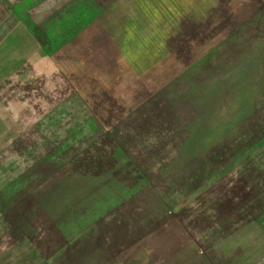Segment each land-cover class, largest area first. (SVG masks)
I'll use <instances>...</instances> for the list:
<instances>
[{"label": "rangeland", "instance_id": "obj_1", "mask_svg": "<svg viewBox=\"0 0 264 264\" xmlns=\"http://www.w3.org/2000/svg\"><path fill=\"white\" fill-rule=\"evenodd\" d=\"M0 264H264V0H0Z\"/></svg>", "mask_w": 264, "mask_h": 264}]
</instances>
